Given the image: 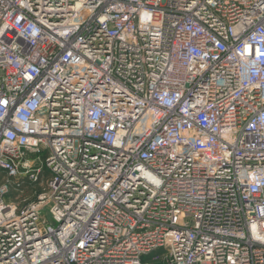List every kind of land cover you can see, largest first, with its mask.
<instances>
[{
    "label": "built area",
    "instance_id": "1",
    "mask_svg": "<svg viewBox=\"0 0 264 264\" xmlns=\"http://www.w3.org/2000/svg\"><path fill=\"white\" fill-rule=\"evenodd\" d=\"M0 172V264H264V0H0Z\"/></svg>",
    "mask_w": 264,
    "mask_h": 264
},
{
    "label": "rangeland",
    "instance_id": "2",
    "mask_svg": "<svg viewBox=\"0 0 264 264\" xmlns=\"http://www.w3.org/2000/svg\"><path fill=\"white\" fill-rule=\"evenodd\" d=\"M25 180H26V182H27V184L29 185V184H31L32 182L31 181H29L28 179H26V178H24ZM20 180H16V179H10L9 180V189L13 192V193H16V192H18V190H20L21 188L23 189V193H24V195H27V196H32L33 195V193H32V189H34L35 187L36 188H38V184H36V183H33V186H32V189H30V188H28L27 186L28 185H25V186H21V184H20ZM48 206H45L44 207V209L42 210V213L48 218V219H50V215H49V213H48ZM157 264H158V262H157Z\"/></svg>",
    "mask_w": 264,
    "mask_h": 264
},
{
    "label": "trees",
    "instance_id": "3",
    "mask_svg": "<svg viewBox=\"0 0 264 264\" xmlns=\"http://www.w3.org/2000/svg\"><path fill=\"white\" fill-rule=\"evenodd\" d=\"M3 175H4V172H0V178H1ZM20 181H21V182H20L21 186L28 185L25 179H22V180H20ZM32 186H33V183L29 184L27 187L30 188V189H32ZM157 253L159 254L160 252H157ZM157 253H156V254H157ZM149 261H150V264H157V262H158V264H164V263L162 262L161 259H154V258H152V257L149 258Z\"/></svg>",
    "mask_w": 264,
    "mask_h": 264
}]
</instances>
